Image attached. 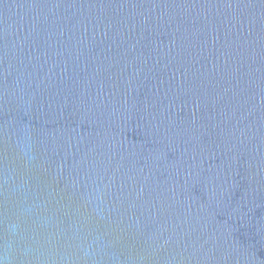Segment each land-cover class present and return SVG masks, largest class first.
<instances>
[{
	"label": "water",
	"instance_id": "1",
	"mask_svg": "<svg viewBox=\"0 0 264 264\" xmlns=\"http://www.w3.org/2000/svg\"><path fill=\"white\" fill-rule=\"evenodd\" d=\"M0 264H264V0H0Z\"/></svg>",
	"mask_w": 264,
	"mask_h": 264
}]
</instances>
